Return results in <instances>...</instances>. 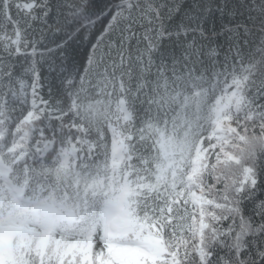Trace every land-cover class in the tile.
I'll return each instance as SVG.
<instances>
[{
	"label": "snow or ice",
	"instance_id": "obj_1",
	"mask_svg": "<svg viewBox=\"0 0 264 264\" xmlns=\"http://www.w3.org/2000/svg\"><path fill=\"white\" fill-rule=\"evenodd\" d=\"M0 264H264V0H0Z\"/></svg>",
	"mask_w": 264,
	"mask_h": 264
},
{
	"label": "trees",
	"instance_id": "obj_2",
	"mask_svg": "<svg viewBox=\"0 0 264 264\" xmlns=\"http://www.w3.org/2000/svg\"><path fill=\"white\" fill-rule=\"evenodd\" d=\"M45 74H47V73L45 72ZM47 92H48V89H47V87H45L44 92H43V95L45 96V98H47Z\"/></svg>",
	"mask_w": 264,
	"mask_h": 264
}]
</instances>
